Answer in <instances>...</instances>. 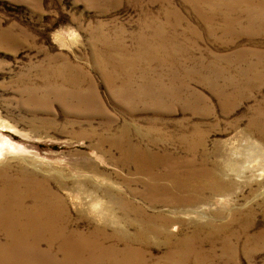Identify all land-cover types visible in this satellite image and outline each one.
Listing matches in <instances>:
<instances>
[{
    "label": "rangeland",
    "instance_id": "1",
    "mask_svg": "<svg viewBox=\"0 0 264 264\" xmlns=\"http://www.w3.org/2000/svg\"><path fill=\"white\" fill-rule=\"evenodd\" d=\"M40 180L61 237L0 264H264V0H0V189Z\"/></svg>",
    "mask_w": 264,
    "mask_h": 264
},
{
    "label": "bare ground",
    "instance_id": "2",
    "mask_svg": "<svg viewBox=\"0 0 264 264\" xmlns=\"http://www.w3.org/2000/svg\"><path fill=\"white\" fill-rule=\"evenodd\" d=\"M143 154L144 153L142 152V155ZM1 155H4V152H2ZM147 157L150 156H148L147 154ZM147 161L149 160H147L145 157L143 158L142 161L140 160V158L134 160L133 163L135 165L134 168L135 172L138 171L141 172L146 170V168H142V167L144 163ZM122 164L123 163H120L119 165ZM152 166L153 165L150 164L151 177L153 181H157L159 176H157L156 174L153 175L154 173L152 172ZM229 168H230L229 175L232 174L241 177L239 175L241 167L238 164L232 162L229 164ZM104 181H107L106 177L104 178ZM39 182L40 183L38 184L41 190L38 189L35 185L27 186L26 192L23 194L19 192L18 185L14 183L5 182L3 187L0 189V260L8 259L19 251H29L34 248L35 249L39 248L40 247L39 244H35V245L30 244V240L33 236L43 237L44 235L48 234L51 236L53 241L61 237V235L58 232V228L54 226L52 223H54L53 221L54 215L57 216L60 212H62L65 209V202L57 194L53 193L50 190V187L47 185L46 180H40ZM176 182H178L177 184H181L180 179H177ZM146 185L148 184H145V186ZM100 190L101 189L97 190V194L99 196H100L99 194ZM155 190L161 192V191H165V188L161 186H156ZM106 194L110 195L111 197L114 196L112 192V187L107 188ZM28 198H30L31 200L29 206L26 205V200ZM91 199L93 202L94 212L102 213L103 201L95 197H92ZM165 200L166 199H161L159 200V203H164L165 205L164 204L162 205L166 207L177 206V204L175 203L168 204ZM151 203H154V201L152 200ZM29 207L31 209H36L39 212H41V214L47 216V220L44 222L34 221L28 212ZM51 215H52V219H51L52 223L50 222ZM2 236H4L5 239H2Z\"/></svg>",
    "mask_w": 264,
    "mask_h": 264
}]
</instances>
